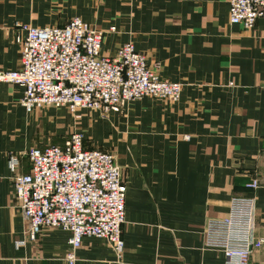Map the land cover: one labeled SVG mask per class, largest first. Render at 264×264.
Listing matches in <instances>:
<instances>
[{"label":"crops","instance_id":"obj_1","mask_svg":"<svg viewBox=\"0 0 264 264\" xmlns=\"http://www.w3.org/2000/svg\"><path fill=\"white\" fill-rule=\"evenodd\" d=\"M72 17L105 33L103 55L132 42L182 93L176 103L143 98L124 117L90 121L84 110L27 114L23 89L0 83V264H67L68 232L26 237L12 178L29 172V149L63 146L74 116L89 130L84 140L106 135L91 144L112 145L126 185L121 258L84 237L74 264H225L222 252L204 248L203 232L233 197L255 198V237L264 239V19L230 25L229 0H0V71L20 67L15 38L25 32L16 24L61 27ZM253 179L256 190L246 187ZM248 264H264V245Z\"/></svg>","mask_w":264,"mask_h":264},{"label":"built area","instance_id":"obj_2","mask_svg":"<svg viewBox=\"0 0 264 264\" xmlns=\"http://www.w3.org/2000/svg\"><path fill=\"white\" fill-rule=\"evenodd\" d=\"M258 19H264V0H229L230 25L251 29ZM15 26L25 32L15 38L20 67L0 71V83L23 89L20 105L27 114L47 107L73 115L96 111L107 118L143 98L180 99L183 85L162 79L159 64L148 65L132 42L122 44L113 57L103 55L105 33L79 17L61 27ZM26 157L30 170L14 175L12 186L28 224V240H36L44 229H60L70 235L67 264H74L84 237L104 240L120 259L126 185L114 155L86 149L83 135L74 132L63 146L31 148ZM17 164L11 156L10 168ZM246 187L256 190L260 182L253 179ZM255 220V198L233 197L225 217L206 221L204 248L222 252L225 264H248L250 254L264 245L255 237Z\"/></svg>","mask_w":264,"mask_h":264},{"label":"rangeland","instance_id":"obj_3","mask_svg":"<svg viewBox=\"0 0 264 264\" xmlns=\"http://www.w3.org/2000/svg\"><path fill=\"white\" fill-rule=\"evenodd\" d=\"M148 99H152V98H148ZM154 100H156V99H154ZM157 101H159V100H157ZM133 103H135V102H133ZM133 103H130V105H128L126 108H124L123 110H122V113H120V114H122V116L124 117V116H126L127 115V110L128 109H130V107H131V105H133ZM43 109H57V108H43ZM43 109H41V110H43ZM57 110H59V109H57ZM61 110V109H60ZM69 115H71V116H73V114H71V113H69L66 109H64ZM84 113L86 114L85 116H83L82 117V119L81 120H84V119H89L90 121L95 117V116H97L99 119H107V118H103V117H101V115L98 113V112H96V111H89V110H84ZM74 117H76V116H74ZM73 117V120H74V122H75V124H73V125H71L69 128H68V133H67V135H64L63 136V138L65 139H67L69 136H70V134L71 133H74V132H78V133H81L82 135H83V138H84V135H86L87 134V137H90L89 136V133H85V132H88L89 130H88V128L87 127H84L83 125H81V121H78V120H76L75 118ZM96 123H98V124H100L97 120H96ZM57 124V123H56ZM82 126V127H81ZM60 128H62V127H60ZM83 128V129H82ZM104 136H106V135H103V134H93V139L92 140H89L88 138H87V140H86V147L87 148H95V149H100V150H104V151H107V152H109V153H111V154H113V155H115L114 154V152H115V150L113 149V147H112V145L111 144H108L107 142H105L106 141V137H104ZM58 137V136H57ZM86 137V136H85ZM92 137V136H91ZM102 141L103 139L105 140L104 142H100L101 144H98V146H94V145H92L91 143H93V144H95V145H97V143H98V140L99 139ZM51 145H56L55 143H52Z\"/></svg>","mask_w":264,"mask_h":264},{"label":"trees","instance_id":"obj_4","mask_svg":"<svg viewBox=\"0 0 264 264\" xmlns=\"http://www.w3.org/2000/svg\"><path fill=\"white\" fill-rule=\"evenodd\" d=\"M68 138H69V137H68ZM68 138L66 139V141L68 140ZM84 147H85L86 149H90V150L95 149V148H87V147H86V140H84ZM97 150H100V149H97ZM101 151H104V150H101ZM104 152H107V151H104Z\"/></svg>","mask_w":264,"mask_h":264}]
</instances>
